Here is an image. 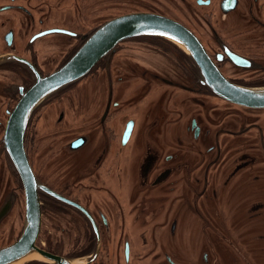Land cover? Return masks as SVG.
Masks as SVG:
<instances>
[{"label":"flooded vegetation","instance_id":"af4514ba","mask_svg":"<svg viewBox=\"0 0 264 264\" xmlns=\"http://www.w3.org/2000/svg\"><path fill=\"white\" fill-rule=\"evenodd\" d=\"M158 1L0 0V249L29 226L11 118L110 20L175 19L226 81L264 90V0ZM16 148L37 183V246L61 260L24 264H264V109L219 97L170 40L121 41L34 108Z\"/></svg>","mask_w":264,"mask_h":264},{"label":"water","instance_id":"95a60500","mask_svg":"<svg viewBox=\"0 0 264 264\" xmlns=\"http://www.w3.org/2000/svg\"><path fill=\"white\" fill-rule=\"evenodd\" d=\"M142 35L164 37L184 48L202 68L205 83L222 99L241 107L264 109V90L239 88L226 81L209 64L207 53L198 37L179 21L160 14L142 12L110 20L89 37L81 50L63 68L47 77H38V84L24 96L11 118L8 138L15 155L12 158L27 187L29 226L20 241L0 249V264H23L33 260L29 256L35 252L55 263L61 262L59 258L46 254L37 246L39 222L34 196L37 183L25 156H22V150L16 148L23 144L25 128L34 108L53 94L85 78L102 58L115 51L121 41Z\"/></svg>","mask_w":264,"mask_h":264},{"label":"rangeland","instance_id":"374dc122","mask_svg":"<svg viewBox=\"0 0 264 264\" xmlns=\"http://www.w3.org/2000/svg\"><path fill=\"white\" fill-rule=\"evenodd\" d=\"M156 2L158 1V0H155ZM94 2V3H93ZM132 2H133V0H130V4H132ZM159 2V1H158ZM162 5H163V3L162 2H160ZM90 6L92 7V6H99V2H98V0H90ZM135 8V7H134ZM133 7H131V6H129L128 7V10H133L134 9ZM168 10L169 11H171L172 13H174L176 16H178V17H180L179 16V14H178V12L177 11H174L173 9H169L168 8ZM142 36H156V35H142ZM158 37H160V36H158ZM162 38H164V37H162ZM164 39H167V38H164ZM167 40H169V39H167ZM171 41V40H170ZM173 42V41H172ZM175 43V42H174ZM136 90V89H135ZM134 90V91H135ZM138 93H141V91H138ZM135 97L137 96V93H135V95H134ZM142 96V94L139 96V97H141ZM144 102H142V104H141V106L142 107H147V106H149V104H150V102H151V100H143ZM142 109H144V108H142ZM144 119H146V113H145V116H144ZM147 119H148V117H147ZM142 125H144V123H142ZM152 135V134H151ZM189 226V223H187L186 224V227H188ZM189 236L186 238V242H187V244L190 242L189 241ZM200 243H201V240H200ZM192 248H199V244H198V242H195V243H192ZM36 262L37 260H30V261H27V262H25V263H28V262ZM24 264V263H23Z\"/></svg>","mask_w":264,"mask_h":264},{"label":"bare ground","instance_id":"6f19581e","mask_svg":"<svg viewBox=\"0 0 264 264\" xmlns=\"http://www.w3.org/2000/svg\"><path fill=\"white\" fill-rule=\"evenodd\" d=\"M29 258H34V260H42V261H46L45 258H43V256L39 255L37 252L33 253L32 255L29 256ZM28 258V259H29Z\"/></svg>","mask_w":264,"mask_h":264}]
</instances>
